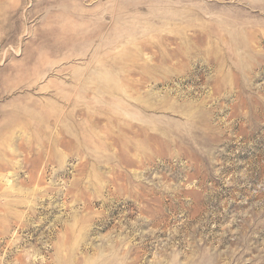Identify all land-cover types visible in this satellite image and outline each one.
I'll return each instance as SVG.
<instances>
[{
  "label": "rangeland",
  "instance_id": "rangeland-1",
  "mask_svg": "<svg viewBox=\"0 0 264 264\" xmlns=\"http://www.w3.org/2000/svg\"><path fill=\"white\" fill-rule=\"evenodd\" d=\"M0 264H264V0H0Z\"/></svg>",
  "mask_w": 264,
  "mask_h": 264
}]
</instances>
